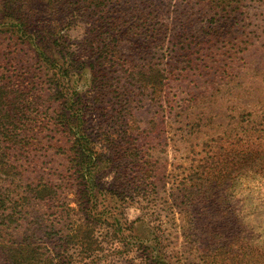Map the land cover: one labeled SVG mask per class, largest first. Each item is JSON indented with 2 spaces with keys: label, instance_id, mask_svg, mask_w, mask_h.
Masks as SVG:
<instances>
[{
  "label": "rangeland",
  "instance_id": "1",
  "mask_svg": "<svg viewBox=\"0 0 264 264\" xmlns=\"http://www.w3.org/2000/svg\"><path fill=\"white\" fill-rule=\"evenodd\" d=\"M3 82L0 264H264V0H0Z\"/></svg>",
  "mask_w": 264,
  "mask_h": 264
},
{
  "label": "trees",
  "instance_id": "2",
  "mask_svg": "<svg viewBox=\"0 0 264 264\" xmlns=\"http://www.w3.org/2000/svg\"><path fill=\"white\" fill-rule=\"evenodd\" d=\"M59 68V67H57ZM58 73L60 74H63V69L57 71ZM144 83L145 84H148V85H151L150 86V89L153 90V86H155L157 83L155 82V79L152 78L151 76H148L146 77L145 79H143ZM8 82H3V83H0V125H4V126H7L8 124H11V123H8L10 117L6 111V113L4 114L3 113V108L5 105L7 104H13V110L15 111V108L17 106V104L19 102H23L22 100V97H23V93H20V91H18L19 89H15V90H8V86L7 85ZM52 85L54 88L57 89V82L56 81H53L52 82ZM55 89V90H56ZM59 97H64V94H63V91H61V88L58 90V92L56 93ZM56 97V96H55ZM59 97H56L57 99H59ZM61 106H60V109H59V119L58 121L59 122H62L61 124L66 128L67 126H69V122H71L72 120H74L75 122V125L74 127L75 128H79L80 126V122H81V117L79 116V114L75 113L74 112V109L73 107L71 106H67L65 100H62L60 101L59 103ZM24 108V107H23ZM10 110V109H8ZM79 110V109H77ZM68 124V125H66ZM12 125V124H11ZM69 129L72 131V127L70 126ZM75 130H73L72 132V137H69L71 139H69L70 141V144H72V148H69L70 150V158H69V162H70V166L72 168V171L76 172L80 179H84L86 183L90 184L88 182V176H91L90 175V171H89V166H91L92 164V161L91 163H89L90 161H86V159L88 160H93L94 158L89 156V152H85L84 150H82V148L84 149V147L82 146H79V142L81 141V139L83 138L81 134H76ZM6 138V137H4ZM77 148H80V149H77ZM147 160H145V165L149 166L150 165V161H149V155H145ZM138 177H141V176H138ZM150 183V182H149ZM94 183L91 184L90 187L93 186ZM187 180H185L183 183L180 184V188L179 190H182L184 191H187L189 190L190 187H188L187 185ZM177 186V185H176ZM175 186V187H176ZM48 189L49 187L47 186V184H42L40 185V187L38 188V190H36V196H38L39 198H42V192L46 189ZM91 190V189H90ZM77 193L78 194H81L82 191L80 189L77 190ZM49 194V193H48ZM47 194V195H48ZM194 194V195H193ZM192 196L195 197L196 199L198 200H202L203 199H208V196L206 195V192L203 190V189H196L193 191L192 193ZM260 211L257 213V215L259 213L261 214H264V209H259ZM240 222V220H238ZM252 224L250 223H247L246 226L249 228L250 232L253 231L252 229ZM84 227V226H83ZM83 227L81 228V226L77 225L76 227L72 228L71 230H73V234L70 236V238L72 240L74 239H78V240H82V239H88V231L86 230H83ZM86 227V225H85ZM262 235L264 234V223L262 224ZM17 246H20V247H23L24 249L26 248H29V251H28V254H31L32 252V247L31 245H24V246H21V245H18V243L16 242V245L15 247ZM238 248L239 249H248L249 251H252V246L250 243L247 242L246 239H239L238 241ZM261 255L263 256L264 255V249H260V251L257 253V255ZM27 255V253H26ZM33 257H34V252L32 253ZM32 256H29V257H24L23 259L19 260L18 262L16 263H12L11 264H36V258L34 257L33 258ZM149 264H160V262L158 261V259H155V257H153L150 261H149Z\"/></svg>",
  "mask_w": 264,
  "mask_h": 264
}]
</instances>
